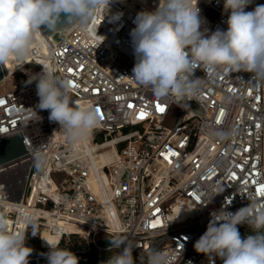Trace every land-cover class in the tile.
<instances>
[{"label":"built area","instance_id":"obj_1","mask_svg":"<svg viewBox=\"0 0 264 264\" xmlns=\"http://www.w3.org/2000/svg\"><path fill=\"white\" fill-rule=\"evenodd\" d=\"M158 4L111 0L108 13L102 10L86 29H42L26 61L1 65L0 86L13 83L0 90V138L21 130L28 152L0 165V215L10 232L27 230V246L34 247L25 213L56 244L79 241L84 247L75 254L85 262L109 258L108 238L119 235L133 246L136 264H147L150 250L164 253L168 264H209L194 244L210 214L235 212L252 199L264 206V86L249 73L197 69L200 91L182 109L131 77L133 21ZM198 7L201 30L227 29L224 0H198ZM117 13L123 15L114 19ZM41 64L70 82L72 102L99 109L97 126L81 139L71 141L47 110L36 108V82L27 81ZM238 228L248 235L246 224ZM35 246L49 250L40 236ZM45 257L30 255L29 262ZM215 264L223 262L215 258Z\"/></svg>","mask_w":264,"mask_h":264},{"label":"clouds","instance_id":"obj_2","mask_svg":"<svg viewBox=\"0 0 264 264\" xmlns=\"http://www.w3.org/2000/svg\"><path fill=\"white\" fill-rule=\"evenodd\" d=\"M110 3L0 0V65L26 61L37 35L43 34L42 26L51 33L74 25L86 29L102 10L108 13ZM251 3L224 0L227 29L217 28L210 34L207 28L201 30L204 20L198 0H159L155 10L138 12L130 32L135 57L131 77L150 87L156 97L172 99L182 109L200 91L203 78L195 76L197 69L208 75L218 70L249 73L251 82L264 86V4L246 11ZM122 15L117 13L113 18ZM41 65L42 71L27 81L36 82V108L47 110L49 121L58 123L71 141L81 139L97 126V110L90 105L75 106L69 95L70 82L57 76L47 64ZM216 135L223 138L226 133ZM35 161L37 167L46 164L39 152ZM210 215L206 231L194 244L195 251L207 257L209 264H215V258L223 264H264V206L252 199L235 212L221 208ZM22 218L31 227V235H39L36 217L25 213ZM245 224L251 234L242 237L238 225ZM27 233L10 232L7 219L0 215V264H29L33 249L26 245ZM39 236L49 247L44 254L48 264H79L74 252ZM108 241L111 255L103 264H136L133 246L125 238L117 235ZM147 264H168V258L159 250H150Z\"/></svg>","mask_w":264,"mask_h":264},{"label":"water","instance_id":"obj_3","mask_svg":"<svg viewBox=\"0 0 264 264\" xmlns=\"http://www.w3.org/2000/svg\"><path fill=\"white\" fill-rule=\"evenodd\" d=\"M42 29L45 32H49L45 30L43 26H42ZM3 77H4V73L0 65V81H2ZM27 152H28V148L26 146L21 130L9 136L0 138V165L5 164L18 157H21ZM88 256L89 258H92L93 254L90 253ZM107 260L108 258L99 257V258L92 259L89 262H85L79 258V264H95L97 262L107 261ZM29 264H48V261H47V258L45 257V258L30 261Z\"/></svg>","mask_w":264,"mask_h":264},{"label":"trees","instance_id":"obj_4","mask_svg":"<svg viewBox=\"0 0 264 264\" xmlns=\"http://www.w3.org/2000/svg\"><path fill=\"white\" fill-rule=\"evenodd\" d=\"M38 239H39V235H37V236H32L31 234L28 235V242L30 244L34 245V247L32 248L33 251L35 252L34 256L44 255L45 253H47L49 251V250L48 251L44 250V249L40 248L39 246H35L36 240H38ZM58 246L60 248L70 250V251H72L74 253L84 247L77 240H74L73 242H68V243H65L64 241H62Z\"/></svg>","mask_w":264,"mask_h":264},{"label":"bare ground","instance_id":"obj_5","mask_svg":"<svg viewBox=\"0 0 264 264\" xmlns=\"http://www.w3.org/2000/svg\"><path fill=\"white\" fill-rule=\"evenodd\" d=\"M124 1H125L126 3H127V2H129V3H133V4L136 3L137 5H139V4H146L149 0H124ZM68 29H69V28H66V29H64V30H62V31H67ZM73 104H74L75 106H81L80 101H79L78 99H76V98L73 99ZM106 146H109V144H107ZM102 158H103V160L106 161V160L109 158V155H108V156L104 155ZM43 237H44L45 239H47L48 241L52 242L53 244H56L57 241H58V238H57L56 236H52V235L48 234L47 232H44V233H43ZM42 242H43L44 246L48 247L45 241L42 240ZM48 248H49V247H48Z\"/></svg>","mask_w":264,"mask_h":264},{"label":"rangeland","instance_id":"obj_6","mask_svg":"<svg viewBox=\"0 0 264 264\" xmlns=\"http://www.w3.org/2000/svg\"><path fill=\"white\" fill-rule=\"evenodd\" d=\"M134 4H136V3H134ZM256 5H257L256 0H252V3L248 6L249 10H250V11L253 10L254 7H255ZM12 83H13V80L8 81V82L2 84V85L0 86V90L11 88ZM74 99H75V98H74ZM21 171H22V170H21ZM247 233H248V234H251V230H250V229L247 230ZM40 248H41V247H40ZM44 250H47V249H44ZM47 251H48V250H47ZM34 253H35V252L33 251V252L31 253V256H34V255H35Z\"/></svg>","mask_w":264,"mask_h":264},{"label":"snow or ice","instance_id":"obj_7","mask_svg":"<svg viewBox=\"0 0 264 264\" xmlns=\"http://www.w3.org/2000/svg\"><path fill=\"white\" fill-rule=\"evenodd\" d=\"M69 71H71V69H69ZM129 106L131 107V105H129ZM157 108H158V110L161 111V112H163V111L165 110L163 107H161V106H159V105H157ZM97 112H99V109H97ZM220 115H221V116L223 115V111H221ZM141 118H143V113L141 114ZM172 155H176V153H172ZM262 187H264V186H262ZM262 193H264V191H261V194H262ZM152 227L155 228L156 225L153 224Z\"/></svg>","mask_w":264,"mask_h":264}]
</instances>
